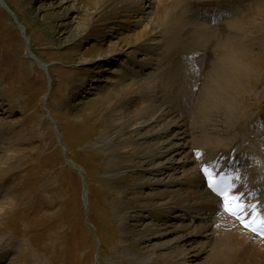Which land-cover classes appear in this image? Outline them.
Returning <instances> with one entry per match:
<instances>
[{
	"label": "rangeland",
	"instance_id": "rangeland-1",
	"mask_svg": "<svg viewBox=\"0 0 264 264\" xmlns=\"http://www.w3.org/2000/svg\"><path fill=\"white\" fill-rule=\"evenodd\" d=\"M5 1L17 19L0 3V264L207 261L215 242L211 221L189 220L167 208L166 225H159L166 229L148 235L160 217H150L147 210L187 195L192 188L180 184L185 173L213 162L220 168L224 160L217 161L215 152L227 150L234 140L240 141L237 151L246 153L248 167L252 159L263 161L264 46L252 38L264 39V0H234L250 73L229 116L214 111L205 116L204 125L189 108L195 95L205 94L202 84L209 70L219 69L215 59L220 52L216 44L197 41L191 48L186 40L196 22L213 28L208 14L195 16L207 9L203 4L218 7L226 0H167L174 21L183 17L192 23L176 36L158 28L155 39L135 54L134 65L128 63L130 54L108 63L91 62L106 52L110 41L123 45L131 40L129 30L154 17V0H122L130 12L138 8L142 19L109 21L104 50L98 40L79 38L92 20L102 17L101 0ZM216 12V25L233 17L227 10ZM220 28L214 35L226 37L229 27ZM143 84L148 88L140 89ZM133 89L132 95H125ZM131 97L140 104L131 105ZM139 114L140 123L134 125L131 120ZM246 116L250 121L242 124ZM257 119L263 123L254 127L251 121ZM255 163L240 171L251 168L253 174ZM126 206L127 219L121 216ZM181 225L191 231L206 225L210 237L180 242L187 233L179 230Z\"/></svg>",
	"mask_w": 264,
	"mask_h": 264
},
{
	"label": "bare ground",
	"instance_id": "bare-ground-1",
	"mask_svg": "<svg viewBox=\"0 0 264 264\" xmlns=\"http://www.w3.org/2000/svg\"><path fill=\"white\" fill-rule=\"evenodd\" d=\"M121 1L122 0H101L100 8L101 7L102 8L100 11H98V13L102 17L97 21L92 20L91 23L89 24V27L86 30V33H84V35H82L79 38H83L85 40H90V39L98 40L101 45V50H104L105 48L103 45L106 44V34H107L105 29L109 21L111 20L113 21L116 18H124L127 20V22L130 23L132 18L139 17L138 21L142 19V15L140 16L138 8H133L132 9L133 12H130L128 9H126L127 6L124 5V3ZM166 1L167 0H154V3L150 5L154 10V17L151 18V16H149L147 23H143L141 21L139 23L138 28H133L129 30V32L132 33L128 36L131 38V40L123 42V45L118 44L119 42L115 43L110 41L109 45L107 46V49H105L106 52L99 53L98 56H96L97 59L93 60V62L91 63L97 61L102 63H108L111 62L110 60L113 59V57L115 56L118 57V56H125L127 54H130V56L128 57V63L134 65L136 63L135 54L139 50H142L143 46L147 42L153 41L155 39V35L159 33L158 28H161V31L169 32L171 35L176 36L186 26L190 25L189 23H192L189 21V19L187 21H184L186 19H183V17H181V19H177V21H174L176 18L174 12L168 9V7L166 6L167 5ZM192 1L193 0H172V3L178 4L180 2L181 4H183V3H192ZM113 4H114V8L113 9L111 8L110 10L111 5ZM217 4L219 6H222L224 10H228L232 8V5L235 4V1L232 0L225 3L218 2ZM106 8L107 11H105ZM233 9L235 10V7ZM237 12L238 10L232 12L233 18L231 19L227 18L228 22L222 26L220 25L221 28L220 26L218 27L220 28L221 31L223 29V26H226V28L229 27V29L226 31L227 32L226 37L224 36L225 34L214 35L216 34V30H217L216 28L214 27L208 28L206 25L200 22H196L194 31L190 32V34L188 35L189 38L188 40H186L187 43H189L188 46H191V48L193 45L196 44L197 41H199V43H203L205 41V43H211L212 45L216 44V48L220 52L219 57L215 59L217 60L219 69L209 70L210 73V75L208 73L209 82L208 80H206L207 79L206 77L202 84L203 85L202 88L204 90L205 88H207L205 94L202 92V94L200 95L197 96L195 95L191 101L189 108V111L193 112L194 115L197 117V119L195 118L196 121L198 119L200 120L203 119L201 121L202 125H204L206 121L205 116L210 115V113L214 111H217L222 116L225 117L229 116L230 111L233 109V107L236 106L235 105L237 101L236 98H238L244 90V83H243L244 78L248 73H250V67L248 66V62H247V60H249L250 58H248L242 53L243 51L242 43L246 41L243 40L244 38H242L241 33L243 32L244 28L243 26L239 25L240 24L239 21L241 18L237 17ZM120 23L121 22H115L116 25H119ZM232 34L233 36L235 35V37H232L231 36ZM252 40L255 42V44H261L264 46V39L254 37L252 38ZM216 67L217 66H215V68ZM177 72L180 71L178 70ZM178 74L179 73H177L176 75ZM206 82L208 83L206 84ZM146 88L148 87L145 84H143L140 89L145 90ZM134 90L135 89L126 92L125 95H129V94L132 95ZM121 93L122 90L119 91V94ZM131 99H132L131 105L138 106L140 104V102H138L140 100H137L136 97H131ZM170 110H169V114L172 111ZM167 112L168 111H166V113ZM135 116L132 118L131 121H134V125H139L140 123L139 120L142 114H139V116L137 117ZM163 116L165 115H162L161 117ZM248 119L249 118H247L246 116L243 122L241 123L242 124L244 122H246L245 124L249 123L250 120L246 121ZM177 125L179 126L178 122L176 123V126ZM238 129H241V125L238 126ZM238 142L240 141L234 140L232 141L233 144H231V147L228 148L227 150H224L223 152L221 150H219L221 152L219 151L215 152L217 161L224 160V164H225L228 160V164L225 167L228 166L236 167L237 166L236 163L238 161L237 160L238 157L236 155L237 153L236 151L238 150ZM129 147L130 145L124 146L121 147L122 149L120 150H125ZM256 156L258 157L259 153L256 154ZM186 162H190V161L186 160ZM185 164L186 163L184 162L182 166H185ZM205 165L209 166L210 172L213 174L215 179L219 180L221 177H223L221 174L222 169L219 168L218 163L213 162ZM213 167L217 168V170L216 169L213 170ZM252 169L254 172L253 174L252 171H250L251 168L249 170L241 169L240 176L242 177L240 180L242 182H240L239 184L240 187H237V185L233 184V181H230L231 179L228 178L225 179V177L224 179L226 183L230 182L232 184V191L234 194H241L243 196V202H246L248 205L252 206L249 207L248 212L253 215H256L255 212L253 213L254 209L252 202L255 201L257 203H260L262 207L264 203V159L263 161L261 159L258 160ZM174 170H176V168H174ZM215 172L217 173L216 175ZM203 174H205L206 176H204ZM208 181H209V174L202 172L201 166L188 170L185 173L183 179L180 181V184L184 186H190L192 188L191 191L183 197H179V198L176 197L174 200L171 199L172 201H169L168 203H166L165 206L159 207L157 210L155 208L152 210H147L150 217L152 216L160 217V222L153 224L152 228H150L149 230L146 231V233L145 232L144 233L145 234L148 233V235H150L153 234L154 231H160V230L163 231L164 229H166L164 227H159V225L161 226L166 225L165 220L167 214L165 210L167 208H171L176 212L180 211L188 215L189 220H191V218L192 219L202 218L203 220L211 221L210 224L211 226L209 225L213 229V233H211L212 235L211 238H214L215 242L213 241L212 249L209 252L207 261H205L202 264H264V239L256 235H253V233L250 232L248 229H246L241 223H239L231 216L227 215V213L223 209V198L209 186ZM185 202H187L188 204H185ZM128 209H129L128 207L123 209L121 213L122 214L121 216L123 218L126 219L128 218V212H129ZM191 212H195V214L193 213L191 214ZM182 215L176 217L180 219H184ZM163 220L165 222H163ZM181 227H183V225L178 227L179 230L187 233L182 234L178 238V241L180 242H189L192 238L196 236L204 235L206 238L210 237V235H208L207 232H205L207 229L206 225L197 226V228L194 229V231L189 230L191 229L189 225L183 228ZM202 246L204 245L202 244ZM135 249L137 250L140 248H137V246H132V250ZM171 259H173L172 255H171ZM169 260L170 259L164 261L167 262ZM183 261L185 264L187 260L184 258Z\"/></svg>",
	"mask_w": 264,
	"mask_h": 264
},
{
	"label": "snow or ice",
	"instance_id": "snow-or-ice-1",
	"mask_svg": "<svg viewBox=\"0 0 264 264\" xmlns=\"http://www.w3.org/2000/svg\"><path fill=\"white\" fill-rule=\"evenodd\" d=\"M203 171L209 174V186L223 198L224 210L229 215L237 218L245 228L264 235V214L253 215L249 213L248 209L252 206L243 202L241 194L233 193L230 182L226 183L224 177L219 180L215 179L207 165L204 166Z\"/></svg>",
	"mask_w": 264,
	"mask_h": 264
},
{
	"label": "water",
	"instance_id": "water-1",
	"mask_svg": "<svg viewBox=\"0 0 264 264\" xmlns=\"http://www.w3.org/2000/svg\"><path fill=\"white\" fill-rule=\"evenodd\" d=\"M22 34L24 35V32Z\"/></svg>",
	"mask_w": 264,
	"mask_h": 264
}]
</instances>
